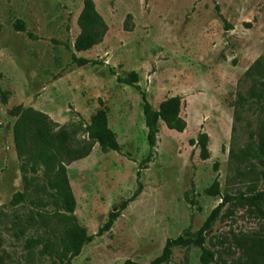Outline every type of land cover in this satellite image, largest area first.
<instances>
[{
	"label": "rangeland",
	"instance_id": "obj_1",
	"mask_svg": "<svg viewBox=\"0 0 264 264\" xmlns=\"http://www.w3.org/2000/svg\"><path fill=\"white\" fill-rule=\"evenodd\" d=\"M84 2L0 0L3 263L55 262L56 255L43 253L42 246L25 245L44 237L60 248L67 216L47 188L44 168L22 171L14 139L18 119L10 115L22 106L59 126L78 127L79 140L87 139L95 113L106 110L121 151L103 153L95 145L89 157L66 168L75 217L90 235L140 191L73 264H154L166 243L179 238L191 243L172 247L159 264H203V250L213 254L207 264H255L264 221L237 198L264 192L258 145L264 100L250 96L264 88V78L248 76L264 58V0H93L108 31L102 43L77 52ZM19 21L23 30L16 27ZM73 56L98 64L79 67ZM132 72L138 84L118 82ZM143 96L153 112L164 100L181 97L185 132L160 121L150 150ZM201 134L209 137L206 161L189 143ZM20 194L26 198L12 205Z\"/></svg>",
	"mask_w": 264,
	"mask_h": 264
},
{
	"label": "trees",
	"instance_id": "obj_2",
	"mask_svg": "<svg viewBox=\"0 0 264 264\" xmlns=\"http://www.w3.org/2000/svg\"><path fill=\"white\" fill-rule=\"evenodd\" d=\"M78 25L81 33L75 43L77 52H86L93 47L102 43L108 26L104 19L97 12L93 0H85L83 10L78 19ZM19 29L23 30V22H17ZM73 61L79 66L97 65L98 62L90 61L83 58L73 56ZM248 76H257L264 78V58L259 59L249 70ZM119 83L126 85H136L139 82V77L135 72H132L126 78H118ZM264 86V84H263ZM251 98L264 100V88L259 92H250ZM5 94L2 93V99L5 102ZM144 100V117L145 125L148 130V144L150 150H153L156 143V135L158 134V123L163 122L169 130L178 133H184L187 128V123L181 118V110L183 108L182 98L179 96L171 97L164 100L159 110L153 112L150 104L143 96ZM240 101H244V97H240ZM264 114V111H263ZM12 117L17 118L14 127V139L18 158L22 162L23 173L28 172V165L31 171L37 172V168H44V175L47 182V188L54 191V198L59 199L67 216L64 218L65 230L60 238V248L50 240L41 237L35 240L28 239L25 245L27 250L36 249L39 246L43 247V253L56 255V261L51 264H73V260L81 255L84 247L90 244L98 236L109 232L115 221L121 216L129 203L134 202L139 196L140 191H137L129 200L124 201L118 211H113L109 214L108 221L99 230L97 235H90L86 228L78 223L75 217L76 199L70 181L67 175L66 168L72 163L86 159L92 153L95 145H99L103 153L120 152L121 147L116 134L109 127L108 115L105 109H99L91 120V124L85 131L87 139L79 140L77 135L79 128L75 126H59L48 115L35 111L33 109H24L22 106L14 108L10 111ZM191 146H198L200 149V158L206 161L210 158L208 148L209 137L207 134H201L198 139L190 140ZM258 145L264 154V119L258 132ZM152 152L150 153V157ZM150 158L146 160L149 161ZM264 176V160L262 162ZM27 181V177L24 176ZM217 187V184H215ZM26 198L25 194H20L18 199L13 200L12 205L18 204ZM234 200V198H227ZM228 201V200H226ZM238 202L254 210L258 218L264 221V192L253 194L250 196L241 195L237 198ZM220 206L215 210L209 218L205 228H209L221 210ZM191 242L179 238L177 240H169L166 243L163 254L154 264L167 261L170 256V250L174 246H188ZM201 246V245H200ZM255 264H264V237L258 240L255 244L254 253ZM213 254L207 250H203L202 262L207 264L213 261ZM0 264L3 263V258L0 255Z\"/></svg>",
	"mask_w": 264,
	"mask_h": 264
}]
</instances>
